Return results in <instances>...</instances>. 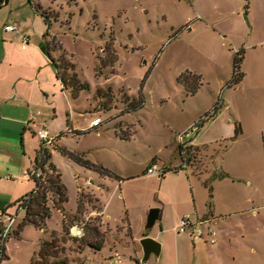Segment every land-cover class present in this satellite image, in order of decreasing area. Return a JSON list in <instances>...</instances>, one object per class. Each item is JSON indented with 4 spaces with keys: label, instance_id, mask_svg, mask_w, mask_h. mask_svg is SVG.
Wrapping results in <instances>:
<instances>
[{
    "label": "rangeland",
    "instance_id": "rangeland-1",
    "mask_svg": "<svg viewBox=\"0 0 264 264\" xmlns=\"http://www.w3.org/2000/svg\"><path fill=\"white\" fill-rule=\"evenodd\" d=\"M32 1L52 18L57 17L52 20L51 34L58 36L55 47L50 42L55 51L52 57L71 62L78 78L89 85L73 103L72 122L85 128L88 121L102 119L99 129L80 137L67 135L64 144L123 178L140 177L121 184L115 178L82 169L53 149L52 163L62 174L68 192L67 214L78 213L81 195L85 201L91 200L73 224L84 234L78 235L74 226L68 227L70 235H65L64 214L53 202L46 232L33 225L21 229L25 211L9 208L7 213L16 218V224L7 242L8 260L3 264H31L53 231L70 238L61 244L69 264H119L117 255L123 260L121 264H141L140 241L148 234V213L166 205L158 199L160 192L168 203L167 219H162L165 225L184 208L178 203L174 206L176 199L185 198L195 206L196 198L208 211L215 204L255 209L238 218L248 228L245 239L238 236L235 242L240 252L236 258L224 256L221 264H264V46L257 50L248 47L264 39V0H193V4L188 0ZM13 3L32 8L29 0ZM194 7L202 19H197ZM6 19L7 12L0 11V20ZM190 20L191 30L181 31ZM108 45H113L118 61L114 67L101 70L100 57ZM243 48L246 79L239 87L228 89L235 54ZM188 70L203 77V85L194 96L178 82ZM110 88L112 98L97 95L99 90ZM141 93L145 108L123 114L125 98H139ZM211 113L227 125L241 124L244 135L237 141L228 140V136L218 139V123L208 120L187 144L210 142V149L195 146L189 169L180 175L169 173L163 182L159 176L146 175L155 160L160 168L183 163L178 152L180 135ZM64 119L67 127L70 120L66 115ZM60 122L55 121L56 128ZM116 132L131 137L122 139ZM250 172H255L258 190L247 186ZM228 173L232 179L225 177ZM160 224L149 235L160 231ZM94 227L105 237L101 251L87 247L88 242L101 244L90 238ZM235 230L234 234L241 232V227ZM171 260L176 261L174 253ZM147 264L162 263L152 256Z\"/></svg>",
    "mask_w": 264,
    "mask_h": 264
},
{
    "label": "crops",
    "instance_id": "crops-1",
    "mask_svg": "<svg viewBox=\"0 0 264 264\" xmlns=\"http://www.w3.org/2000/svg\"><path fill=\"white\" fill-rule=\"evenodd\" d=\"M188 1H192L193 4V0ZM22 3L16 6L13 0H0V8H6L0 9V11L7 12V19L0 20V211L2 212L8 210L12 204L34 189V183L29 180V172L33 168L37 151L42 144L35 136L36 129L46 127L54 135L61 136L59 138L60 145L66 146L64 140L67 135L83 136L78 135V133H85L95 127L99 129L102 123L101 118H96L88 121L87 127L78 128L74 121L72 122L74 119L73 103L76 100L70 91L64 89L57 78L56 69L48 55V40L45 38L46 26L44 21L36 14L32 5V8H29ZM19 8L22 10H18ZM194 10L197 12L196 15L202 18L200 10L197 7H194ZM248 23L251 24L250 21ZM7 26H15L17 30L7 32L5 30ZM212 27L217 32L216 28ZM185 28H182L181 31H185ZM251 28L254 31V28ZM23 35L30 36V42L26 49H23ZM259 46H264V39L257 40L248 47L257 50ZM243 50L246 54V50L244 48ZM244 74L245 80L247 74ZM64 115L70 120L67 127L64 124ZM56 120L62 121L57 128V123L54 124ZM208 122H212L213 125L218 123L216 129L219 135L218 139L222 140L228 136V140L231 141L235 137L238 123L230 122L227 125L218 116L210 118ZM104 125H108V123ZM199 133L197 132L195 135H199ZM87 134H91V132ZM243 135L242 127V134L234 141L239 140ZM209 144L210 142H205L197 146V144L192 143L189 146L204 148V151H207L210 149ZM178 152L180 155V146ZM182 165L183 163L175 166H164L162 169H177ZM253 173L255 172H250L247 186L252 189L256 187L258 190V183L253 179ZM168 175L163 178L162 182L167 179ZM139 177L140 175L121 178L128 181ZM225 177L232 179V175L229 173ZM124 181L120 183L122 184ZM158 199L166 203L165 208L160 210L161 221L158 222L161 223L160 231L153 235L148 233L143 239L150 237L161 245V255L155 257L162 264H221L224 256L236 258L240 249L235 242L239 240V237L245 239L248 231L245 225L238 222V218L245 213L255 212V209L242 210L243 208L237 207L234 203L232 205H235L236 208L231 207V205L224 208L221 207V204H215L213 209L211 207L208 211L206 206L196 198L195 206L185 198L176 199V203H173L174 206L178 203V205H184V208L165 225L163 222L167 219L168 203L163 199L161 192ZM159 204L163 205L161 202ZM187 215L193 217L194 223L207 221V224L201 228L202 234L200 236L191 237L189 234L176 232V227ZM233 217L236 219H232ZM8 219L5 218L2 221L1 225L4 229L8 225ZM238 227H241V232L234 234L233 231H236L235 229ZM211 230L217 232L216 244L211 243ZM172 253L176 256L174 263L171 260Z\"/></svg>",
    "mask_w": 264,
    "mask_h": 264
},
{
    "label": "trees",
    "instance_id": "trees-1",
    "mask_svg": "<svg viewBox=\"0 0 264 264\" xmlns=\"http://www.w3.org/2000/svg\"><path fill=\"white\" fill-rule=\"evenodd\" d=\"M29 3L34 8L36 14H38L43 19L44 24L46 26L45 38L48 40V55L52 61L54 68L56 69L57 78L63 85L64 89L70 91L72 97L74 98V100H76L81 92L89 90V85L87 83H82V81L78 78V75L75 72V67L71 62L67 61L64 58H62L60 61H57L52 57V53L55 51L52 50L50 42H52L53 47H55L58 43V36L54 33L53 35L51 34L53 29L52 20H57V17L52 18L50 12L44 10L41 5L34 3L32 0H29ZM58 49L62 50V47L59 46ZM103 54L104 57H100L101 70L105 68L114 67L118 59L113 45H108L103 51ZM244 59V50H240L235 54L233 76L231 81L228 83L227 88H236L243 82L245 77V74L242 70V64L244 62ZM178 82L185 88L188 95L191 96L196 95L203 85L202 76L189 71H186L185 73L181 74L178 78ZM105 94L112 98V89L110 88L107 92H104L103 90H99L97 92V95L99 97L106 98ZM123 104L124 110L122 111V113L125 115L132 114L145 108L146 99L143 93H141L139 98H125ZM214 116L215 115L211 113L205 118H202L201 121L196 124L198 132H200L202 128L206 125V122ZM97 129L98 127H95L85 133L79 132L78 135H86L88 132H92L93 130ZM116 134L122 139H127L131 137L123 135L119 132H116ZM241 134L242 127L238 124L236 129V135L233 139H231V141H234ZM188 146L189 145L187 143L184 145H180V157L182 158V161H184L185 157L187 158L190 155V152L195 148L192 146ZM53 149L61 152L62 155L69 158L71 161L75 162L80 167L96 172L102 177L115 178L119 182L124 181V179H122L119 174L106 168L104 165L100 163H95L90 160L86 153H81L79 151L72 150L64 145H60L59 140L57 144L53 147H45L43 144H41L40 149L37 151L33 168L29 172V180L34 183V189L32 190V192L18 200L16 203L12 204L9 208L17 207L18 210L25 211L26 218L21 229L26 225H33L36 228H39L42 231L46 232L47 222L52 217L50 202H53L54 207L64 214V233L66 236H68L70 235L68 227H71L70 229H72L74 226L78 225L73 224L75 221L78 220L79 216L85 213V206L86 204H91V200L87 199L88 201H85L84 195H81L78 202V213L76 215L67 214L65 210V204L69 200L68 192L65 184L63 183L62 174L52 163ZM154 164L157 165L156 161H154ZM182 168L183 167L177 169L166 168L164 174L160 178H164L169 173L178 174L180 173V170ZM97 201L99 202L98 199ZM209 206L211 207V205ZM7 211L8 210H5L3 212L4 216H9ZM4 231V227L0 226V264H3L4 261L8 260L7 242L11 236H5ZM90 232V238L99 240L101 244L94 246L92 243L88 242L87 247L96 251H101L105 239L104 234L101 233V231L97 227L91 228ZM20 234L21 231H18L16 233V236L19 237ZM66 238L68 237H60L56 231H53L50 234V239L42 244L41 249L35 255V257L31 261V264H69V261L66 256H63L66 253L65 247L61 246V244H65L67 240H70V238Z\"/></svg>",
    "mask_w": 264,
    "mask_h": 264
},
{
    "label": "built area",
    "instance_id": "built-area-1",
    "mask_svg": "<svg viewBox=\"0 0 264 264\" xmlns=\"http://www.w3.org/2000/svg\"><path fill=\"white\" fill-rule=\"evenodd\" d=\"M198 20L202 19L201 17L197 18ZM193 21H189V23L187 24L186 28L184 30H191L190 28L192 27V23ZM5 30L7 32H14L16 31V27L15 26H7L5 28ZM23 41H24V45H23V49H26L27 45L30 42V36L29 35H23ZM198 132V128L196 127V125L188 130L185 134L180 135V139H181V143L180 145H184L185 143H187V141L196 133ZM35 135L36 137L41 141V143L45 146V147H53L57 144L58 140H59V136L58 135H54L53 133H51L49 131V129H47L46 127H39L38 129H36L35 131ZM182 169H189L190 168V161H188V159L185 157L184 161H183V165H182ZM165 172V169H162L160 167H158L157 165H154L153 167L149 168L147 171V175L150 176H159L161 177ZM6 218V216H4V213L2 211H0V226H2V221ZM8 225L5 228V236L10 235L11 231L14 227V225L16 224V218L13 216H8ZM207 224V221H199V223H194L193 221V217L191 215H187L185 216L182 221L180 222V224L176 227V232L178 234H189L191 237H196V236H200L202 234V230L201 228L204 227V225ZM76 230V233L79 235L84 234V230L81 229V227L79 226H75L74 227V231ZM210 236H211V243L212 244H216L217 243V232L214 230L210 231ZM118 260L116 262H118L119 264L123 263L122 259H120L121 257L119 255H117Z\"/></svg>",
    "mask_w": 264,
    "mask_h": 264
},
{
    "label": "water",
    "instance_id": "water-1",
    "mask_svg": "<svg viewBox=\"0 0 264 264\" xmlns=\"http://www.w3.org/2000/svg\"><path fill=\"white\" fill-rule=\"evenodd\" d=\"M160 214V209H152L148 213L146 224V230L148 233L153 230V228L158 222L161 221ZM140 245L143 251V258L141 260V264H147L153 255L156 257H160L161 245L155 239L146 237L140 241Z\"/></svg>",
    "mask_w": 264,
    "mask_h": 264
},
{
    "label": "flooded vegetation",
    "instance_id": "flooded-vegetation-1",
    "mask_svg": "<svg viewBox=\"0 0 264 264\" xmlns=\"http://www.w3.org/2000/svg\"><path fill=\"white\" fill-rule=\"evenodd\" d=\"M193 155V151L190 152V155L187 157L188 161L194 159V156Z\"/></svg>",
    "mask_w": 264,
    "mask_h": 264
}]
</instances>
